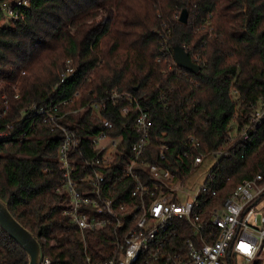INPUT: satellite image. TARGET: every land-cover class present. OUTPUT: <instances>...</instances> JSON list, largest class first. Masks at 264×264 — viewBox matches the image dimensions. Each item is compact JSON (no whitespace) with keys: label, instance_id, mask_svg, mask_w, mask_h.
Instances as JSON below:
<instances>
[{"label":"trees","instance_id":"1","mask_svg":"<svg viewBox=\"0 0 264 264\" xmlns=\"http://www.w3.org/2000/svg\"><path fill=\"white\" fill-rule=\"evenodd\" d=\"M17 1L0 0V101L7 96L12 111L7 120L20 117L32 102L72 98L67 108L76 110L106 99L112 89L130 92L153 123L143 156L148 164L162 163L188 176L196 154L230 150L212 168L215 176L205 180V209L223 203L244 179L264 174V122L251 143L229 135L234 120L240 128L264 99V0H27L18 8L19 17L12 18L6 5ZM185 9L188 21L182 23ZM180 47L199 64L198 71L178 64L175 50ZM68 59L78 70L62 83L60 72ZM122 106L106 101L100 115L87 107L64 123L75 131L95 132L103 129L101 117L110 119L111 133L123 139L115 163L120 168L136 141V113L125 116ZM19 126L27 131L29 122ZM61 132L38 124L23 141L0 142V197L39 237L50 264H88L81 232L63 213L69 198L56 191L62 182ZM193 135L200 146L192 147ZM184 152L191 157H182ZM136 170L152 184L145 168ZM113 185L117 201L133 199L134 180L121 175ZM175 222L177 246L196 239L187 220ZM85 239L94 258L109 253L112 241L103 230L86 233ZM0 261L29 264L26 251L2 227Z\"/></svg>","mask_w":264,"mask_h":264},{"label":"built area","instance_id":"2","mask_svg":"<svg viewBox=\"0 0 264 264\" xmlns=\"http://www.w3.org/2000/svg\"><path fill=\"white\" fill-rule=\"evenodd\" d=\"M23 5H28V1L18 0L15 4L6 5L9 16L18 18V8ZM194 56L200 59V55ZM77 70L74 61L68 59L60 72L61 82L74 77ZM106 101L114 106L123 104L121 108L125 116L136 113L133 126L136 141L123 168L115 167L123 139L121 135L111 133L115 125L110 119L101 117L103 129L95 132H86L85 129L84 132L75 131L64 124H70L71 116L87 107L100 115L106 109ZM72 102V98L42 105L32 102L22 108L20 117L7 120L12 111L4 95L0 101V142L23 141L28 131L38 124L62 130L58 151L62 182L56 191L69 198L63 213L81 232L88 264H228L238 256H243L247 262L264 261L263 173L244 179L223 203L209 211L201 200L202 194L209 192L205 181L194 195L185 189L193 171L188 176H180L162 163L148 164L143 161L151 141L153 123L149 110L140 105L134 94L112 89L106 99L92 100L76 110L67 108ZM24 121L29 122L27 131L19 126ZM263 122L264 99L261 105L248 113L246 122L240 128L238 121L234 120L229 135L231 138L238 137L241 143H251ZM190 139L192 147L200 146L199 138L193 135ZM228 155H231L228 149L196 154L193 170L210 156L218 160ZM160 156L166 158L163 152ZM181 156L191 157L187 152ZM140 167L145 168L152 179L151 185L142 181L136 170ZM212 168L207 179L215 176ZM121 175L135 182L131 200L117 201L113 196V184ZM212 194L215 195L216 191ZM179 218L191 224L196 239H188L177 246L173 238L177 231L175 221ZM99 230H103L112 244L108 254L94 258L87 250L85 237L86 233ZM50 263L49 258L43 257L41 264ZM0 264L6 263L0 261Z\"/></svg>","mask_w":264,"mask_h":264},{"label":"water","instance_id":"3","mask_svg":"<svg viewBox=\"0 0 264 264\" xmlns=\"http://www.w3.org/2000/svg\"><path fill=\"white\" fill-rule=\"evenodd\" d=\"M188 10L185 9L181 12L179 21L187 23ZM175 56L178 64L188 70L189 72H196L200 69L199 64L194 62L184 48H177ZM0 227L14 239L28 254L29 264H41L43 261V248L42 243L37 235L30 229L24 227L16 216L11 212L8 204L0 197Z\"/></svg>","mask_w":264,"mask_h":264},{"label":"rangeland","instance_id":"4","mask_svg":"<svg viewBox=\"0 0 264 264\" xmlns=\"http://www.w3.org/2000/svg\"><path fill=\"white\" fill-rule=\"evenodd\" d=\"M217 163V158L210 156L200 164L194 173L188 178L185 189L194 195V193L199 189V187L207 179L210 169ZM232 264H249L243 256H238L236 259H232ZM261 264H264V261H261Z\"/></svg>","mask_w":264,"mask_h":264}]
</instances>
